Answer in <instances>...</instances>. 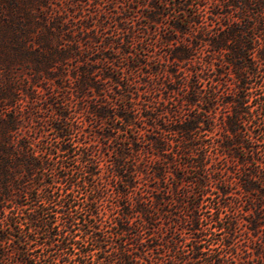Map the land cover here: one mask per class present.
I'll use <instances>...</instances> for the list:
<instances>
[{"label":"trees","instance_id":"16d2710c","mask_svg":"<svg viewBox=\"0 0 264 264\" xmlns=\"http://www.w3.org/2000/svg\"><path fill=\"white\" fill-rule=\"evenodd\" d=\"M112 3L113 0L104 3L96 0L89 4L82 0H0V264H152L143 253L151 248L144 245L148 238L144 241L142 235L155 236L149 226L157 219L153 200L149 203L143 196H137L126 207L119 204L123 210L114 224L99 227V211L97 205H92L96 198H87L81 207L75 194L83 186H91L92 195L99 193V170H95L93 142L83 140L87 127L76 120V110L71 109L69 98L94 99V103L87 104L86 113L95 120L112 116L111 105L99 91H107L109 81L114 82L120 87L118 96L124 100L123 108L115 115L126 125L136 115L147 119L150 112L164 103L157 101V106L143 110L130 102L133 93L130 87L136 82L116 72L117 66L107 53L117 51V47L111 36L105 34L107 25L119 28L122 35L118 43L122 47L129 42L127 24L133 15L123 16L110 7ZM196 7L188 20L192 28L188 34L190 39L161 36L163 45L169 48L162 86L172 92L183 91L185 106L180 110L162 108L166 111L164 114L170 116V127L164 130L181 136L183 157L200 158L182 162L181 171L189 172L196 167L205 172L211 167L208 175L189 184L204 188L209 185L207 178L218 175L214 185L220 195L228 193L227 185L238 184L240 194L254 199L249 214L259 217L260 206L255 202H262L264 198V192L259 189L264 186V161L258 162L259 170H246L245 164L251 156L245 151V142L262 137L259 140L264 148V80L256 82V93L249 91L247 84V79L264 70V0H202ZM144 16L156 22L154 14ZM172 26L179 29L181 23L177 21ZM216 59H220L221 64H217ZM155 73H158L157 68ZM225 76L228 78L224 79ZM124 77L128 80L125 83L122 82ZM168 82L175 87L169 88ZM94 92L98 93L97 97ZM249 94L253 95L251 100H247ZM231 95L233 98L229 97ZM204 104L209 108H204ZM246 105L253 119H256L254 111H262L261 122L256 124L260 129L258 137L249 135V121L243 117ZM218 107L226 109L225 114L212 115L211 110ZM45 109L49 112L47 120L53 138L48 137L43 124L45 119L40 114ZM190 109L197 110L198 114L186 112L184 117L178 116L180 111ZM200 111L206 113L204 117ZM31 125L42 128L37 139L30 137ZM201 125L218 135L214 142L217 151L213 154L201 152L204 144L195 132ZM73 133L76 140L71 139ZM160 139L155 145L151 144L153 150L171 154L180 151L179 147L178 151L174 150L176 141L172 144L171 138L166 136ZM243 152L245 158L240 154ZM75 155L81 165L80 176L62 159ZM205 157H212L215 162L207 164ZM218 161L231 162L243 171L237 181H227L225 174L221 175L232 170L230 166H213ZM160 162L155 161L158 163L155 171L159 173H154L163 180L168 168L160 166ZM52 163L57 166V179L55 174L46 173ZM114 171L118 178L123 177L116 169ZM129 173L134 176L135 170L130 169ZM173 174L182 180V176ZM255 191L259 194L252 197ZM116 193L124 194L118 187ZM16 207L20 211L14 213ZM218 209L219 205L214 207V211ZM195 211L192 209L186 217V233L191 244L185 249L183 244L172 241L167 246L168 263H164H234V260L228 262L239 254L234 242L223 240L224 253L214 254V248H208L206 253L202 250L200 234L203 230ZM217 219L221 221V218L213 221L218 223ZM236 225L237 218L233 217L227 227L217 224L215 227L229 229L230 233ZM247 225L252 231L260 222L256 218ZM179 233L185 232L180 230ZM114 235L125 239L118 243ZM204 255L207 256L202 258ZM257 259L259 264H264V255H257Z\"/></svg>","mask_w":264,"mask_h":264},{"label":"rangeland","instance_id":"374dc122","mask_svg":"<svg viewBox=\"0 0 264 264\" xmlns=\"http://www.w3.org/2000/svg\"><path fill=\"white\" fill-rule=\"evenodd\" d=\"M82 1L89 4V2L92 3L96 0ZM99 1L104 3L107 0ZM198 2L202 3V0H113V3L110 4V7H113L116 12H120L123 16L133 15L132 18L128 19L129 23L127 24L130 26L129 42L124 43L122 47L118 43L121 42L122 35L119 28L109 27L107 25L105 34V36H111L110 38L114 40L115 47H117V51L107 53L117 66L116 72L121 76H128L129 80L136 82L131 84L130 87V90L133 92L130 95V102L135 103V107L143 110L147 106H157L155 103L157 101H164V103L162 105L159 103L160 105L157 106V109L150 112V115H147V119L139 118L136 115V118L129 125H126L121 118L115 115L119 108H123L124 100L118 96L120 87L114 82L109 81V89L107 91H99L103 93L104 98L111 105L110 110L113 114L112 116L108 115L103 119L95 120L94 117L86 113L87 104L94 103V99H89L91 97H88L89 100L86 101L75 96L69 98L71 109L76 110V120L82 122L87 127V132L83 134V140L93 142L94 147L92 151L95 152L93 158L97 164L95 170H99V172L97 171V176L99 175V193L92 195L90 193L91 186H83L77 193L75 192L76 200L82 207L83 202L87 198H96V202L94 201L92 205H97L99 211L97 216L99 227L114 224V219L118 218L119 213L123 210L119 204L126 207L127 203L130 201L133 202V199L137 196H143L148 202L149 200H153L156 203L153 213L157 219H154L149 226L150 231L155 232V236L142 235L144 241L148 238L144 242V245H149L151 248L150 250H145L143 253L152 264L168 263L169 250L167 246L172 241H177L179 245L183 244L185 249L191 244L189 234L188 232L186 233L188 220L186 217L191 214L192 209H196L195 213L199 218V227L203 230L200 234L202 238L200 245L205 253L208 248H214V254L224 253L223 240L226 242H234L238 245L236 251L239 254L230 260L228 259V262L234 260V263L230 264H259L260 260L257 259V255L259 257L264 255V198L262 202H255L260 206L259 217H257L249 214L253 210L251 208L254 206V199H249L244 194H240L238 184L227 185L225 189L228 190V193L225 195H220L215 188L214 178L219 177L218 175H215L214 178H207L209 185L204 188L189 184L191 180L202 178L204 174L208 175L211 172V167L207 166L208 169H205V172L196 167L190 168L189 172L181 171L179 168L182 162L188 160L192 162L199 161L200 158L193 160L183 157L185 155L180 148L184 145V142L181 136L172 135L164 130V128L168 129L170 127L168 121L170 116H166V113L164 114L166 111H162V108L166 106L169 109L177 108L180 110L182 109L181 107L185 106H183L182 102L183 91L177 89L172 92L162 86V81L165 78L164 69H166L164 60L169 48L163 45L161 36H172L179 40H184L185 38L190 39L188 34L192 28L188 26V20L190 15L196 10V4ZM148 13L154 14L156 22L149 21L144 16ZM177 21L181 23L179 29H175L172 26ZM211 58H213V55ZM215 62L221 64L220 59H216ZM129 65H134V67L130 68ZM155 68L158 69V73L154 74ZM222 71L224 72L226 70L222 69ZM260 75L262 78L259 77ZM125 77L122 78V82L124 83L128 81ZM226 78L228 77L225 76L224 79ZM12 79L15 82L14 86L16 88V73L14 72L12 73ZM259 79L264 80V70L262 69L256 72V77L247 79L249 91L258 92V90L254 91V89ZM165 81L167 83V80ZM168 86L169 88L175 87L171 82H168ZM93 94L97 97L98 93L96 94L94 92ZM229 97L233 98L232 95ZM251 98H253V95L249 94L247 100H251ZM202 106L206 109L209 108L207 104ZM212 110V115L219 116L225 114L223 112L226 109L218 107ZM243 110L246 112L243 114V117L246 121H249L247 126L249 135L258 137L260 129H258L256 124L261 122L259 120L262 117L260 113L262 111H254L253 114L256 119H253L250 113H247L250 111L247 105ZM196 111L195 109L180 111L181 113H178V116L181 115L184 117L186 112L198 114ZM40 114L45 119L43 124L46 130H48V137L53 138L49 126L50 123L47 120L48 110H42ZM200 114L204 117L206 113L200 111ZM41 130L42 128L40 126L35 127L31 125L30 137L37 139L42 133ZM195 130L196 135L200 136L201 142L204 144L201 152L206 154L215 153L217 147L214 142L218 136L217 133L208 131L204 128V125H201L200 128H196ZM74 135L76 133H73L71 139L76 140ZM162 136H166L168 139L171 138L172 144L176 141L174 150L175 152L178 151L176 148L179 147L180 151L177 154H171L169 151L153 150L151 144L155 145L156 140H161L160 138ZM261 138L259 137L258 140L253 139V142H245V151H249V155L251 156L249 158L250 161L245 164L246 170H259L258 162L260 164L264 161V148L262 141L259 140ZM240 154H242L243 158L246 157L245 152ZM162 155L164 159H162ZM76 156L70 158L65 156L62 159L64 164L72 167L75 175L80 176L81 171L79 169L81 165H79ZM204 160L207 164L215 162L212 157H205ZM155 161H161L159 165L168 168L163 180L159 178V175H155L156 171L159 173V170L155 171L158 164H155ZM213 166H220L222 168L230 166V170L232 171L228 170L225 171L226 173H221L222 176L225 174L224 176L227 181H237L243 172L231 162L226 164L223 161H218ZM56 168V164L52 163L46 173L55 174V179H57ZM115 169L120 176H123L122 178L116 176ZM130 169L135 170L134 176L131 173L129 175L127 174ZM173 172H176L178 176H182V180L180 181ZM185 184L187 185L185 186ZM117 187L124 194L118 196L116 193ZM259 189L261 192H264V186H260ZM258 194L259 192L255 191L252 197ZM195 205H198V207L194 208ZM217 205H219V209L218 211H214V207ZM26 207V211H28L29 206L27 205ZM18 211L20 210L17 207L14 208V213ZM233 217L237 218V225L230 233L227 232L229 229H218L215 227L216 224L217 226L227 227L229 219ZM255 217L260 222V225L255 226L251 231L247 224L248 221L256 219ZM216 218H221V221L217 219L218 223H215L213 219ZM131 230H135V228ZM180 230L185 233H179ZM114 239L119 243L125 237L114 235ZM6 245L8 244L6 243ZM112 245L115 246V243ZM139 248L146 247L139 246ZM108 249L110 251L113 250L111 247ZM135 251L139 253L138 250ZM30 252L36 253L32 250ZM206 256L204 255L202 258ZM165 261L166 263H164ZM196 264L201 263L196 262ZM223 264H227V261Z\"/></svg>","mask_w":264,"mask_h":264}]
</instances>
